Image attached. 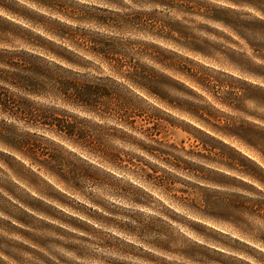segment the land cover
I'll return each instance as SVG.
<instances>
[{
  "label": "clouds",
  "instance_id": "9594fccd",
  "mask_svg": "<svg viewBox=\"0 0 264 264\" xmlns=\"http://www.w3.org/2000/svg\"><path fill=\"white\" fill-rule=\"evenodd\" d=\"M0 264H264V0H0Z\"/></svg>",
  "mask_w": 264,
  "mask_h": 264
},
{
  "label": "rangeland",
  "instance_id": "374dc122",
  "mask_svg": "<svg viewBox=\"0 0 264 264\" xmlns=\"http://www.w3.org/2000/svg\"><path fill=\"white\" fill-rule=\"evenodd\" d=\"M209 134H211V133L209 132Z\"/></svg>",
  "mask_w": 264,
  "mask_h": 264
}]
</instances>
